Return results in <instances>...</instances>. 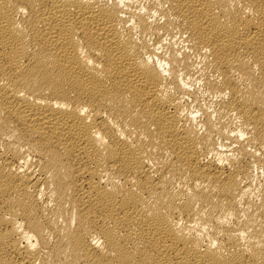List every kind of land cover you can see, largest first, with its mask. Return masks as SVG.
Listing matches in <instances>:
<instances>
[{
  "label": "bare ground",
  "instance_id": "1",
  "mask_svg": "<svg viewBox=\"0 0 264 264\" xmlns=\"http://www.w3.org/2000/svg\"><path fill=\"white\" fill-rule=\"evenodd\" d=\"M0 264H264V0H0Z\"/></svg>",
  "mask_w": 264,
  "mask_h": 264
}]
</instances>
